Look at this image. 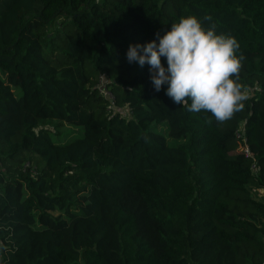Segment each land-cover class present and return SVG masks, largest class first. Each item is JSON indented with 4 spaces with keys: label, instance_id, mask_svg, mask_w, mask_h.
<instances>
[{
    "label": "trees",
    "instance_id": "1",
    "mask_svg": "<svg viewBox=\"0 0 264 264\" xmlns=\"http://www.w3.org/2000/svg\"><path fill=\"white\" fill-rule=\"evenodd\" d=\"M193 15L245 57L251 98L222 124L126 59ZM255 188L264 0H0V264H264Z\"/></svg>",
    "mask_w": 264,
    "mask_h": 264
},
{
    "label": "clouds",
    "instance_id": "2",
    "mask_svg": "<svg viewBox=\"0 0 264 264\" xmlns=\"http://www.w3.org/2000/svg\"><path fill=\"white\" fill-rule=\"evenodd\" d=\"M212 19L204 17L209 22ZM239 49L233 36L217 34L215 23L205 27L193 15L181 17L163 35L157 32L151 42L130 44L126 59L141 68L149 66L156 92L167 85L165 95L174 104L190 113H210L222 124L241 112L251 98L250 90L239 83L245 59L237 55Z\"/></svg>",
    "mask_w": 264,
    "mask_h": 264
},
{
    "label": "rangeland",
    "instance_id": "3",
    "mask_svg": "<svg viewBox=\"0 0 264 264\" xmlns=\"http://www.w3.org/2000/svg\"><path fill=\"white\" fill-rule=\"evenodd\" d=\"M56 25H53L51 27L48 28L49 32H54L56 29ZM51 35V33H49ZM99 89L102 91V93L104 94H108L106 92V90L103 89L102 86L99 87ZM121 111V110H120ZM122 112V111H121ZM123 113V112H122ZM124 114V113H123ZM126 116H128V113H125ZM49 128L51 130H53L52 126H49ZM58 130V139L62 140V141H68L70 139H72L73 137H75L78 134H81V127L79 126H73V125H62L60 127L57 128ZM160 131H162V128L160 129ZM167 139L169 140V138L167 137ZM172 140V139H171ZM173 141V140H172ZM240 149L242 150L243 147L240 145ZM252 197L253 199H255L256 201H260L262 197H264V190L263 189H258L255 188L254 189V193H252Z\"/></svg>",
    "mask_w": 264,
    "mask_h": 264
},
{
    "label": "water",
    "instance_id": "4",
    "mask_svg": "<svg viewBox=\"0 0 264 264\" xmlns=\"http://www.w3.org/2000/svg\"><path fill=\"white\" fill-rule=\"evenodd\" d=\"M105 99L106 100H110L111 99V97L109 96V94H105ZM113 108H115V106H113Z\"/></svg>",
    "mask_w": 264,
    "mask_h": 264
}]
</instances>
